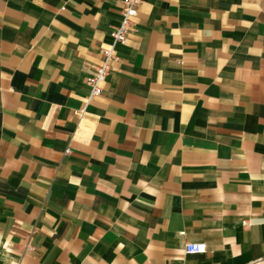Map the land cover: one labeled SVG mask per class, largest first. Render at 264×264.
Wrapping results in <instances>:
<instances>
[{
  "label": "crops",
  "instance_id": "crops-1",
  "mask_svg": "<svg viewBox=\"0 0 264 264\" xmlns=\"http://www.w3.org/2000/svg\"><path fill=\"white\" fill-rule=\"evenodd\" d=\"M123 9L0 0V264H264V0H142L90 99Z\"/></svg>",
  "mask_w": 264,
  "mask_h": 264
},
{
  "label": "built area",
  "instance_id": "built-area-1",
  "mask_svg": "<svg viewBox=\"0 0 264 264\" xmlns=\"http://www.w3.org/2000/svg\"><path fill=\"white\" fill-rule=\"evenodd\" d=\"M141 2L142 0H124L123 20L111 33L113 43L109 48L102 51V63L88 68L89 77L87 79V84L91 91L90 99H95L102 95V85L111 74L112 63L120 60L116 50L117 46L126 44L128 35L134 28L133 17L137 15V8ZM243 224L246 226L247 222H243ZM184 250L185 253L189 255H202L208 252L207 245L203 243H187Z\"/></svg>",
  "mask_w": 264,
  "mask_h": 264
}]
</instances>
